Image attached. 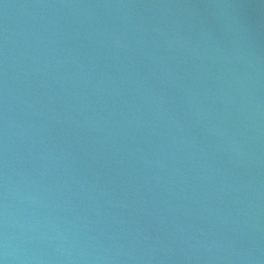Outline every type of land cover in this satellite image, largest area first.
<instances>
[{"label": "water", "instance_id": "water-1", "mask_svg": "<svg viewBox=\"0 0 264 264\" xmlns=\"http://www.w3.org/2000/svg\"><path fill=\"white\" fill-rule=\"evenodd\" d=\"M0 264H264V0H0Z\"/></svg>", "mask_w": 264, "mask_h": 264}]
</instances>
